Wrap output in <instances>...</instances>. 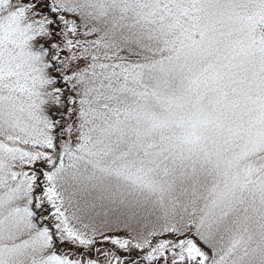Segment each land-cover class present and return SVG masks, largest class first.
Returning <instances> with one entry per match:
<instances>
[{
  "label": "snow or ice",
  "instance_id": "obj_1",
  "mask_svg": "<svg viewBox=\"0 0 264 264\" xmlns=\"http://www.w3.org/2000/svg\"><path fill=\"white\" fill-rule=\"evenodd\" d=\"M0 264H264V0H0Z\"/></svg>",
  "mask_w": 264,
  "mask_h": 264
}]
</instances>
